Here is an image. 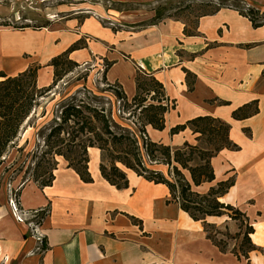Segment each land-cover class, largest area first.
Masks as SVG:
<instances>
[{"label": "crops", "instance_id": "crops-1", "mask_svg": "<svg viewBox=\"0 0 264 264\" xmlns=\"http://www.w3.org/2000/svg\"><path fill=\"white\" fill-rule=\"evenodd\" d=\"M186 27L169 20L115 33L94 18L80 24L77 17L41 30L0 26V71L15 77L40 66L37 88L48 87L54 80L50 61L84 40L85 48L70 59L96 61L98 66L113 63L107 81L120 84L129 100L137 93L138 66L163 84L176 109L167 114L163 131L147 128L153 142L173 148L197 144L190 129L174 136L170 130L200 116L229 123L230 139L241 150L221 151L212 159L215 180L195 190L205 194L235 176V185L220 201L246 214L258 250L241 259L231 250L222 252L207 238L202 222L169 203L166 186L131 170L124 169L129 188L118 190L101 175L100 151L90 149L93 183L82 182L61 158L52 186L29 182L17 191L20 210L38 214L35 224L42 243L26 223L14 218L10 197L0 204V264H264V26L255 29L237 10L224 8L200 18L195 35H185ZM184 70L193 76L192 90ZM254 101L259 114L233 119L235 110ZM31 130L35 132L34 127L25 129L23 138ZM205 222L227 226L231 234L239 231L227 216L207 217Z\"/></svg>", "mask_w": 264, "mask_h": 264}, {"label": "trees", "instance_id": "trees-1", "mask_svg": "<svg viewBox=\"0 0 264 264\" xmlns=\"http://www.w3.org/2000/svg\"><path fill=\"white\" fill-rule=\"evenodd\" d=\"M239 1V0H238ZM236 0V2H238ZM229 0H216L203 4L204 13L201 14L193 28H185V35L193 36L197 33L198 21L202 17L213 16L224 8L229 7ZM235 9V8H234ZM237 10L248 18L255 29L264 26V14L250 6ZM155 20L162 17L157 9ZM178 21V20H176ZM9 27L10 24L0 23ZM16 28V27H15ZM33 28L25 26L24 29ZM116 32V31H115ZM85 48V41L81 40L70 46L65 52L54 57L49 66L54 68L52 85L38 89L37 74L40 66H33L15 77L7 76L0 71V168L7 163L11 151L16 150L18 156L4 173H14L17 181L24 168L31 159L32 166L24 173L21 190L29 182L40 188L52 186L55 171L58 167L57 158H63L68 168L73 169L84 183H93L89 171V150L100 151V172L102 177L118 190L129 188V180L124 169L131 170L146 181L168 188L172 203L177 204L194 221L204 225L207 238L222 252L229 249L223 240H218L212 233L218 228L205 222L207 217L227 216L239 223V233L234 237L241 238L239 251L231 250L232 254L241 259L247 258L250 252L258 248L252 243L250 235L254 229L246 214L240 209L220 201L235 185L236 177L232 176L212 187L207 193H199L195 188L215 180L212 159L221 151H240L241 148L230 139L231 125L210 116H200L177 125L170 130V135H177L190 129L196 135L197 144L184 143L179 148H173L162 143L153 142L147 128L163 131L166 127V116L176 109L175 102L166 97L165 89L154 76L138 68L136 76L137 93L129 100L120 84L115 83V96L122 102L117 114L113 107L96 106L90 102H65L61 106L60 115L53 120L46 135L41 151H27L30 142L20 147L18 142L23 126L40 106V100L48 94L62 77L74 71L78 63L70 59V55ZM106 62L108 70L114 65ZM189 89H193V76L187 70ZM220 105H229L219 102ZM46 112L43 113L44 117ZM259 114L258 102L254 101L240 107L233 112V119L245 120ZM120 121L122 123H120ZM249 134V131H246ZM23 158L25 162L19 164ZM159 166L167 169V172ZM16 167H19L16 169ZM30 172V173H29ZM29 175V177L27 176ZM48 210L42 213L45 218ZM228 228V227H227ZM46 249V242L44 245Z\"/></svg>", "mask_w": 264, "mask_h": 264}, {"label": "rangeland", "instance_id": "rangeland-1", "mask_svg": "<svg viewBox=\"0 0 264 264\" xmlns=\"http://www.w3.org/2000/svg\"><path fill=\"white\" fill-rule=\"evenodd\" d=\"M210 1L216 2V0H51V8L31 12L24 10L16 3H11L10 0H0V23L10 24L11 30H25L24 26L26 25L41 30L51 28L57 23L66 22L72 17H77L80 24L86 19L94 18L104 28L117 33L123 30L131 32L149 25L178 20L192 29L193 22H196L197 18L204 13L203 4ZM227 5L232 6L235 10H242V7L250 6L264 14V0H239L238 2L229 0ZM157 9L161 10L162 17L155 20ZM27 19L30 20L29 24L25 23ZM78 65L73 72L64 75L52 90L39 101L40 106L36 107L30 119L23 126L18 142L20 147L24 146L28 140L30 145L27 147V151H36L35 149L41 151L44 144L43 136L53 125V120L59 117L61 106L65 102H90L96 106H105L107 109L113 107L114 113L117 114L120 107L118 102L122 101L115 96V83L111 84L107 81L106 62L100 63L99 66L96 61L78 63ZM138 68L140 67L138 66ZM44 112H46L44 118H39ZM120 123L122 122L120 121ZM29 127H34L35 132L31 130L27 137L23 138L24 130ZM93 155V151L90 153L89 150L90 159ZM17 156L16 150L11 151L7 157L6 165L0 168V204H5L13 191L16 193L20 189L18 186L23 181L24 173L27 168L32 166L31 159H28L23 174L11 185V179L16 176L14 173L5 174L4 170L16 160ZM60 159L61 157L57 158L58 165ZM25 160L26 158H23L19 164L22 165ZM18 168L16 167V169ZM161 168L165 173L167 172L166 168ZM27 176L29 177V175ZM238 225L240 224L238 223ZM223 228H218V231L213 230L212 233L217 236L218 240H223L229 250L239 251L242 243L241 238L235 239L234 237L240 230L236 234H231L227 226Z\"/></svg>", "mask_w": 264, "mask_h": 264}, {"label": "built area", "instance_id": "built-area-1", "mask_svg": "<svg viewBox=\"0 0 264 264\" xmlns=\"http://www.w3.org/2000/svg\"><path fill=\"white\" fill-rule=\"evenodd\" d=\"M10 1L11 3H16L20 5V7L23 8L24 10H29L31 12L40 11L41 9H49L51 8V5H52L50 4L51 0H10ZM58 1H63V0H58ZM25 23L29 24L30 20L27 19ZM26 26H30V25H26ZM17 197H18L17 192L16 193L13 192L10 196L9 205L11 208L12 215L18 222L26 223L29 227L30 232L33 235H36L37 240L40 243H42L43 235L38 232L39 227L35 224V220L38 215L37 212L30 214V213H25L24 211H21L19 204H18Z\"/></svg>", "mask_w": 264, "mask_h": 264}, {"label": "bare ground", "instance_id": "bare-ground-1", "mask_svg": "<svg viewBox=\"0 0 264 264\" xmlns=\"http://www.w3.org/2000/svg\"><path fill=\"white\" fill-rule=\"evenodd\" d=\"M124 18V17H123Z\"/></svg>", "mask_w": 264, "mask_h": 264}]
</instances>
